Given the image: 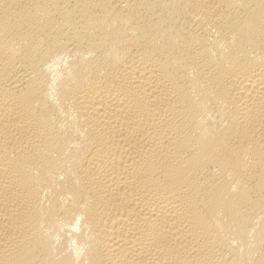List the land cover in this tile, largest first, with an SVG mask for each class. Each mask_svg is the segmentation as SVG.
<instances>
[{
	"label": "bare ground",
	"instance_id": "bare-ground-1",
	"mask_svg": "<svg viewBox=\"0 0 264 264\" xmlns=\"http://www.w3.org/2000/svg\"><path fill=\"white\" fill-rule=\"evenodd\" d=\"M0 264H264V0H0Z\"/></svg>",
	"mask_w": 264,
	"mask_h": 264
}]
</instances>
